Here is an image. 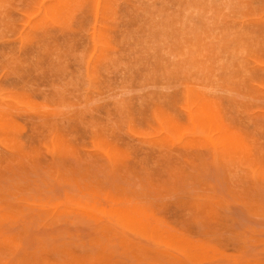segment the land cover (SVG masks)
<instances>
[{
	"label": "rangeland",
	"instance_id": "rangeland-1",
	"mask_svg": "<svg viewBox=\"0 0 264 264\" xmlns=\"http://www.w3.org/2000/svg\"><path fill=\"white\" fill-rule=\"evenodd\" d=\"M0 264H264V0H0Z\"/></svg>",
	"mask_w": 264,
	"mask_h": 264
}]
</instances>
